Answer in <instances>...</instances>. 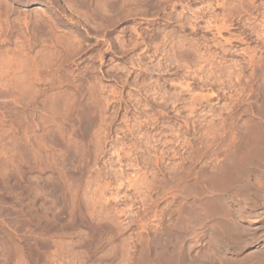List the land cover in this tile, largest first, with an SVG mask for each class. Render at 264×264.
Returning a JSON list of instances; mask_svg holds the SVG:
<instances>
[{
	"label": "rangeland",
	"instance_id": "374dc122",
	"mask_svg": "<svg viewBox=\"0 0 264 264\" xmlns=\"http://www.w3.org/2000/svg\"><path fill=\"white\" fill-rule=\"evenodd\" d=\"M69 1L0 0V264H264V0Z\"/></svg>",
	"mask_w": 264,
	"mask_h": 264
},
{
	"label": "bare ground",
	"instance_id": "6f19581e",
	"mask_svg": "<svg viewBox=\"0 0 264 264\" xmlns=\"http://www.w3.org/2000/svg\"><path fill=\"white\" fill-rule=\"evenodd\" d=\"M68 1V0H67ZM71 1V3H73V4H75L76 5V7L78 6L79 8L81 7V8H86V7H88V8H91L93 11H94V13L96 14V16L98 17V15H100V10H101V8H102V6L105 4V0H70ZM69 1V2H70ZM108 1V0H107ZM118 1V0H117ZM4 3V2H3ZM109 3H110V5H111V7L112 8H115V6H116V0H109ZM122 5V4H121ZM104 6H106V4L104 5ZM67 7H68V5H67ZM77 7V8H78ZM76 8V9H77ZM105 8V7H104ZM3 9V8H2ZM126 9H128V8H126ZM126 9H124V10H126ZM4 10V9H3ZM71 10V9H70ZM79 10V9H78ZM103 10V9H102ZM64 11H65V9H64ZM81 11V10H80ZM110 11V10H109ZM6 12V11H5ZM4 12V13H5ZM82 12H84V10L82 11ZM82 12H80V13H82ZM75 13V12H74ZM101 13H103V12H101ZM90 14V13H89ZM79 15V14H78ZM82 15V14H81ZM88 16V15H87ZM76 17H78V16H76ZM89 17V16H88ZM72 18V17H71ZM85 18H87L86 16H85ZM76 19V18H75ZM90 19V18H89ZM94 19V18H93ZM91 20V19H90ZM82 21V20H81ZM40 24V23H39ZM105 25V24H104ZM98 26V25H97ZM100 26H102V25H100ZM109 26V25H108ZM95 27V26H94ZM42 28V27H41ZM98 28V27H97ZM20 29V28H19ZM47 29V28H46ZM36 30V29H35ZM80 30V29H79ZM97 30V29H96ZM99 30V29H98ZM51 31V30H50ZM56 32V31H55ZM66 32V31H65ZM47 34V33H46ZM63 34V33H62ZM60 35V34H59ZM40 36V35H39ZM63 37V36H62ZM53 38V37H52ZM67 38V37H66ZM72 38V37H71ZM61 39V38H60ZM75 39V38H74ZM34 40H35V37H34ZM47 40V39H46ZM46 40H45V42H46ZM62 40V39H61ZM49 41V40H48ZM53 41H55V40H53ZM59 41V40H58ZM5 42V41H4ZM71 41H69V43H70ZM65 45V44H64ZM75 45V44H74ZM70 48H72V47H70ZM69 50V49H68ZM34 151V150H33ZM6 175V174H5ZM239 175V174H238ZM245 176H246V174H245ZM7 177V176H6ZM238 178V177H237ZM2 180V179H1ZM9 180V179H8ZM242 181V180H241ZM8 182V181H7ZM244 182H246V181H244ZM257 182V181H256ZM258 183V182H257ZM260 183H261V181H260ZM248 184H250V183H248ZM254 184V183H253ZM17 185V184H16ZM242 185H243V183H242ZM244 186V185H243ZM14 187V186H13ZM32 187V186H31ZM246 187H248L247 186V184H246V186H245V189H246ZM250 187V186H249ZM254 187V186H253ZM6 188V187H5ZM13 189V188H12ZM14 190H15V187H14ZM16 191H17V189H16ZM19 191V190H18ZM26 191V190H25ZM246 191H247V189H246ZM2 192V191H1ZM36 193V192H35ZM25 195V194H24ZM251 200V199H250ZM34 202V201H33ZM260 205V204H259ZM254 206H255V204H254ZM24 208V207H23ZM31 208V207H30ZM0 211H2V210H0ZM10 212V211H9ZM23 212H24V210H23ZM21 213V212H20ZM42 213V212H41ZM19 214V213H18ZM46 214H47V212H46ZM258 214V213H257ZM1 216V215H0ZM22 216V215H21ZM35 216V215H34ZM38 217V216H37ZM1 218V217H0ZM15 218V217H14ZM41 218V217H40ZM80 218V217H79ZM18 219V218H17ZM82 219V218H81ZM27 220V219H26ZM79 220V219H78ZM12 221V220H11ZM19 221V220H18ZM45 221H46V219H45ZM49 222V221H48ZM77 222V221H76ZM18 223V222H17ZM27 223V222H26ZM84 223V222H83ZM4 224V223H3ZM14 224H15V222H14ZM19 224H20V222H19ZM23 225V224H22ZM26 225V224H25ZM9 226V225H8ZM18 226V225H17ZM68 226V225H67ZM75 226H76V224H75ZM79 226H81V225H79ZM1 227V226H0ZM5 227V226H4ZM34 227V226H33ZM32 227V228H33ZM35 228V227H34ZM22 229V228H21ZM45 229V228H44ZM66 229V228H65ZM73 229H75V228H73ZM14 230V229H13ZM20 230V229H19ZM7 231H8V229H7ZM16 231V230H15ZM66 231V230H65ZM64 231V232H65ZM68 231V230H67ZM239 231V230H238ZM38 233H40V232H38ZM56 233H57V231H56ZM66 233V232H65ZM242 233V232H241ZM240 233V234H241ZM20 234V233H19ZM48 236V235H47ZM5 237V236H4ZM255 237V236H254ZM6 238V237H5ZM19 238V237H18ZM2 240V239H1ZM7 240H9V239H7ZM22 240V239H21ZM20 240V241H21ZM244 240V239H243ZM12 242V241H11ZM18 242H19V240H18ZM2 243H4V242H2ZM1 243V244H2ZM40 243H42V242H40ZM5 244V243H4ZM24 244V243H23ZM51 244V243H50ZM241 244V243H240ZM12 245V244H11ZM47 245H48V243H47ZM238 245V244H237ZM2 246V245H1ZM5 246V245H4ZM40 246V244L38 245V247ZM240 246V245H239ZM6 247V246H5ZM20 247V246H19ZM1 248V247H0ZM14 248V247H13ZM17 248V247H16ZM40 248V247H39ZM2 249V248H1ZM22 249H23V247H22ZM18 250V249H17ZM10 251H11V249H10ZM1 252H2V250H1ZM6 252H7V250H6ZM6 252H4V253H6ZM18 252H20V251H18ZM23 252V251H22ZM37 252V251H36ZM41 252V251H40ZM45 252V251H44ZM47 252V251H46ZM45 252V253H46ZM254 252V251H253ZM7 254V253H6ZM13 254V253H12ZM11 254V255H12ZM16 254H17V252H16ZM20 254V253H19ZM22 254V253H21ZM28 255V254H27ZM40 255V254H39ZM190 255V254H189ZM13 256V255H12ZM30 256H31V254H30ZM43 256V255H42ZM47 256V255H46ZM21 257V256H20ZM182 258V263H183V261H188L190 258L191 259H195L196 261H198V264H218V262L220 261V259L215 255V254H213V253H205V254H203V255H195V256H188V255H186L185 253H184V255H182V256H179V258ZM246 257H247V255H246ZM16 258V257H15ZM24 258V257H23ZM44 258L46 259V257L44 256ZM253 258H255L254 256H249L248 258H246L245 259V261L244 262H242L241 264H254L255 262H252V261H255V259H253ZM22 259V258H21ZM25 259H27L26 257H25ZM45 259H43V260H45ZM0 260L2 261V260H5L4 259V257H3V259L2 258H0ZM10 260V259H9ZM11 261V260H10ZM189 261H191V260H189ZM241 261H242V259H241ZM19 262V261H18ZM44 262V261H43ZM51 262V261H50ZM192 262H193V260H192ZM7 263H9V262H7ZM16 263V262H15ZM22 263H23V260H22ZM27 263V262H26ZM45 263V262H44ZM4 264V263H3ZM17 264V263H16ZM24 264V263H23ZM185 264V263H184Z\"/></svg>",
	"mask_w": 264,
	"mask_h": 264
}]
</instances>
